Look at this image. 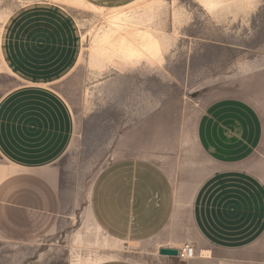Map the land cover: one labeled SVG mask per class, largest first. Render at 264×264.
I'll list each match as a JSON object with an SVG mask.
<instances>
[{"label": "crops", "instance_id": "obj_1", "mask_svg": "<svg viewBox=\"0 0 264 264\" xmlns=\"http://www.w3.org/2000/svg\"><path fill=\"white\" fill-rule=\"evenodd\" d=\"M196 72L208 90L177 116L165 110L156 122L148 111L126 134L121 119L107 124L105 165L84 185L74 174V108L45 81L3 94L0 235L53 236L81 206L85 234L73 242L105 251L90 254L92 264H138L119 257L125 244L193 245L179 264H264V56Z\"/></svg>", "mask_w": 264, "mask_h": 264}, {"label": "rangeland", "instance_id": "obj_2", "mask_svg": "<svg viewBox=\"0 0 264 264\" xmlns=\"http://www.w3.org/2000/svg\"><path fill=\"white\" fill-rule=\"evenodd\" d=\"M213 1L214 6L209 0H91L98 5L0 0V98L20 84L45 81L61 105L74 108V174L84 185L105 165L100 146L104 150L114 133L106 130L108 123L121 119L126 134L131 124L140 128L149 112L156 122L165 110L177 116L180 106L193 105L192 99L208 90L196 72L201 67L217 66L225 73L233 61L264 56V0ZM122 9L137 11L129 28L140 31L139 36L124 40L111 34L105 39L106 13ZM86 161L91 169L84 171ZM70 181L64 177L65 184ZM81 209L53 236L0 235V264H92L88 256L105 251L73 242L77 233L85 234ZM124 247L127 252L119 257L138 264L165 263L156 246ZM169 258L166 264H179L177 257Z\"/></svg>", "mask_w": 264, "mask_h": 264}, {"label": "bare ground", "instance_id": "obj_3", "mask_svg": "<svg viewBox=\"0 0 264 264\" xmlns=\"http://www.w3.org/2000/svg\"><path fill=\"white\" fill-rule=\"evenodd\" d=\"M87 1L93 5H98V4L91 2V0H87ZM203 1L205 2L206 0H203ZM209 2L214 6L215 3L213 0H209ZM136 13L137 11L134 12L133 9L132 10L122 9V10H118L112 13H106L107 18H108V26L105 27L101 31L104 38L108 39V38H111L113 34H118V36L124 40L136 39L137 38L136 35L139 36L140 31L133 32L129 28V25H130L129 22L132 19H134ZM102 35H100V37ZM183 246L184 245H181L177 249H180Z\"/></svg>", "mask_w": 264, "mask_h": 264}, {"label": "built area", "instance_id": "obj_4", "mask_svg": "<svg viewBox=\"0 0 264 264\" xmlns=\"http://www.w3.org/2000/svg\"><path fill=\"white\" fill-rule=\"evenodd\" d=\"M177 250H178L177 257L183 261H187L193 258L195 255L194 247L191 244H185L182 248Z\"/></svg>", "mask_w": 264, "mask_h": 264}, {"label": "water", "instance_id": "obj_5", "mask_svg": "<svg viewBox=\"0 0 264 264\" xmlns=\"http://www.w3.org/2000/svg\"><path fill=\"white\" fill-rule=\"evenodd\" d=\"M158 254L164 256L176 257L178 255V250L176 248L160 247L158 249Z\"/></svg>", "mask_w": 264, "mask_h": 264}]
</instances>
